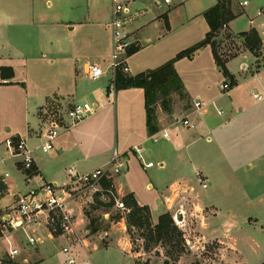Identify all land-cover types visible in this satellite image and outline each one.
I'll return each mask as SVG.
<instances>
[{"label": "rangeland", "instance_id": "rangeland-1", "mask_svg": "<svg viewBox=\"0 0 264 264\" xmlns=\"http://www.w3.org/2000/svg\"><path fill=\"white\" fill-rule=\"evenodd\" d=\"M14 1L16 4H13V10L17 12V16L22 17L20 20L23 24L19 25L22 26L20 27L21 31L10 33V44L0 45V54H3L5 58L6 56L12 57L6 60L11 63L17 76L23 77L27 81L32 92L46 93V95L50 92L52 94L55 92L74 93L75 101L94 103L97 100L101 102L97 98V94L102 93L104 88L112 87L111 75H103L93 80L86 74L84 65L87 61L91 63L99 61L103 56H107L104 57L106 60L111 58L112 42L111 28L109 27L112 11L111 0H51V4H47L46 0ZM207 1L188 0V5L181 8V12L185 16L191 11L197 10L201 5L207 4ZM232 3L236 6L237 0H231ZM237 11L240 13L241 9L237 8ZM33 12L38 15V18L41 15L45 17L46 19L43 20H47L46 24H50L49 27L42 28L41 25L30 26L27 24L32 21ZM183 14L177 19L178 21L181 20ZM128 17L129 24H131L134 15L131 13ZM258 18L262 19L263 17ZM69 23L70 25H68ZM71 23L77 24V27L75 28ZM45 28L47 31H44ZM224 29L219 31L216 37L219 52L224 54L221 55L223 58L226 57L225 55L236 54L235 48L238 46V40L232 39L230 33ZM223 31L225 32L223 33ZM56 39L62 49L68 50L71 49V45L75 46V53L81 57L77 62V73L73 70L70 72L68 66L65 65L66 61L62 58L63 56L56 53L57 47L54 48L52 44V42H56ZM14 47L21 50L23 54L16 56ZM132 47L137 46L133 43ZM43 53H45V58ZM49 57L56 58L55 63L50 64ZM236 63L237 61H234L232 64L233 69H237ZM216 70L218 72L213 71L209 79L210 92L211 96L217 97L218 102L222 105L223 113L220 115H217L216 112L210 113L211 115L200 113L201 121L205 122L203 125L211 126L210 139L207 138L208 134L204 127L193 134L194 140L186 138L183 144H180V148L175 151L172 148V143L168 141L170 138L149 141L144 144V147H147L152 154L151 157H144V161H153L155 165L150 168L144 167L138 155L130 148L137 136L134 126H139L138 102L136 101L134 104V97L118 93L116 105L111 98V103L107 107L98 110L95 115L89 116L77 127H73L75 129L72 133H76L78 130L89 137L88 141L83 144L79 155L88 156L99 152L100 155L102 154L100 158L106 159L116 149L119 153H124L125 157L126 151L123 150L128 149L127 155L130 158L127 161L122 158L125 163L118 174L119 180L136 189L143 199L148 200H152L154 196H163V193L169 189L167 185L171 179L183 170L192 169L195 165L201 166L205 170L204 172L209 175L210 180L209 187L203 189L206 190L205 192L220 200L229 199L242 215L256 213L259 210L257 206L264 205V100L253 98L251 85L242 87L240 85L232 92L229 91L230 89H221L220 83L228 81L231 86L233 84L229 77H227V81L223 80L225 77L223 72L219 69ZM124 73L130 76L134 72L129 74L128 71H124ZM174 100L177 114L173 121L189 117L186 113L192 107L191 101L182 99L178 95H174ZM51 102L49 113L42 112L47 118L63 117L65 111L72 107V104L63 105L58 97ZM26 106L21 89L0 85V142L5 139L6 127L24 124L21 115ZM0 145L3 146V143ZM39 150L42 156L49 158L55 148L48 152H43L41 148ZM76 154L78 153L76 152ZM1 156L3 155L0 154ZM188 157H191L192 160ZM62 158L63 161L69 160L66 155H63ZM161 158L165 161L164 167L160 166ZM63 161L50 164L51 168H55V178L61 184L65 181L68 182L67 169L71 166ZM98 162L93 161L90 164L91 167L98 165ZM204 172L199 173L208 179ZM33 174H36V171L29 175L32 177ZM49 179L53 182L50 177L45 181L43 177H35L29 185L39 186L43 182H49ZM148 181H151L154 187L148 188L146 186ZM95 193L93 190H85L80 194L79 200H72L67 205V210L75 216V220L81 219L84 209V212L87 211L89 217L96 219V223L100 226L97 232L91 233L90 231V235H98L94 236L89 245L84 244L86 250L77 245L71 247L72 243L76 242V238L73 237L75 232L74 234L53 233L52 235L46 232L48 238L53 242L36 247L34 250L26 248V250H22L21 256L16 261L5 260L4 264H34L39 262L44 254L53 256L51 260L56 264L70 255L77 257V264H134V257L124 252L127 250L129 240L127 234L120 228H116L112 232L113 246L95 248L99 243L101 245H105V242L110 243V235L104 236L103 239H101V235L125 215L123 209L114 206L109 209L96 208ZM125 195H118V197L122 198ZM109 200L110 196H107L104 202H109ZM105 212L109 213L108 218L104 216ZM197 218L193 204L190 202V209L186 210L184 215L182 214V223L179 224L188 244V251L183 254L186 258L185 264H217L214 262L216 243L208 241L204 248L200 246L199 236L201 233L196 230ZM87 221L88 225L85 226V229L91 230L90 219L88 218ZM89 234L87 233L85 236L87 237ZM135 236L138 239L139 252L143 253V256L139 257L138 264H146L145 258L151 255L155 256L156 253L166 255L167 250L170 249L167 245L166 247L158 245L153 246L149 251H144V240L138 234ZM63 238L67 239V243ZM64 246L70 247L71 251L68 255L62 250ZM24 257L28 261L22 262Z\"/></svg>", "mask_w": 264, "mask_h": 264}, {"label": "crops", "instance_id": "crops-1", "mask_svg": "<svg viewBox=\"0 0 264 264\" xmlns=\"http://www.w3.org/2000/svg\"><path fill=\"white\" fill-rule=\"evenodd\" d=\"M249 1V4L245 7H242L239 4V0H237V7L234 6V3L231 4L234 13H236V17L229 22L228 27L224 30L230 33L232 39L238 40V46H235V51H237L236 54L233 53V55H225V58H228L226 63L227 67L236 79V85L231 86L229 91H235V89H238L240 85L241 87L244 85H251L253 96V94L257 92L264 94V11L261 15H258V10L260 8H263L264 10V0ZM187 2L188 0H171L170 4H165L161 0H134L132 2L130 8L131 11L125 17L126 28L132 33V38L134 39V43L136 44L138 50L127 58V65L129 67L128 72L129 74L132 71L134 72L130 75H136L145 70L152 69L163 64L173 58L179 51L196 44L205 37L206 33L209 31V25L204 17V12L214 6L217 3V0H208L207 4L201 5L197 10L191 11V13L186 14L187 16H184L181 12V8H185V6L188 5ZM46 3L51 4L52 1L46 0ZM13 4H16V1L0 0V45H4L5 43L10 44V33L21 31L20 27L22 26L19 25L23 24L20 20L22 17L17 16V12L13 10ZM237 8L241 9L240 13L237 11ZM131 13L134 15V20L131 24H129L130 19L128 16ZM182 14L183 17L178 21L177 19L181 17ZM258 17L263 18L259 19ZM31 18L32 21L27 23L30 26L41 25V27L44 28V26L49 27L48 25H50L46 24L48 23L47 20H43L46 19L45 17H42L41 15V17L38 18V15L34 12ZM166 18L168 19L169 27L166 26ZM71 24H73L75 28L77 27V24ZM68 25H70V23ZM252 28H255L258 31L262 39V53L260 56H255L243 44L244 39L241 34L251 30ZM44 31H47L46 28ZM224 32L225 31H223V33ZM56 42H52L53 47H57L56 53L63 56L62 58L66 61L65 65L68 66L70 72L73 70V72L77 73V62L81 57L75 53V46L72 47L71 45V49L68 50L62 49V46L58 43L57 39ZM14 50L15 54L17 53L16 56L23 54L17 47H14ZM44 54L45 53L42 55L45 58ZM3 57L4 55L0 54V65L12 66L11 63L6 60L12 57ZM104 57L107 56L101 57V59L95 63L105 69L104 75H111L112 87L106 89L104 88L102 89V93L97 94V98L101 102L97 100L94 101L97 108L92 116L95 115L98 110L107 107L111 103V98H113L114 105H116L119 97L118 93L134 97V104L137 101L139 105V114L137 115L139 126H134L137 136L134 138V143L130 148L132 149L135 145L142 146L143 157H151V151L147 147L145 148L144 144L149 141L156 140L149 134L146 124L147 117L144 90L139 87L116 90L113 84L114 76L112 71L109 69L111 58L109 57L110 59L106 60ZM48 59L50 64H53L56 61V58L49 57ZM234 61H237V69L232 68ZM87 64L88 61L84 65L86 74ZM175 67L184 82L188 96L186 100H190L191 104L193 99L203 100L208 104L209 110L204 113L196 111L191 107L186 114L189 116L194 126L188 128L179 124L178 121H173L174 116L177 114L176 107L172 113L165 112L161 108L158 109V124L160 131L163 130L169 133L170 140L168 141L172 143L174 151L180 148V144L182 145L186 138L194 140L195 136H193V134H195L198 129H204L205 127L208 134L207 138L210 139L209 132L211 130V126L208 125L207 127L203 125L205 122L201 121L200 113L211 115L210 113L216 112L217 115H220L217 111V107L222 108V105L218 102L217 97L211 96L210 92L211 86L209 79L210 76H212L211 73L213 71L218 72L216 69L221 71L215 61L210 45H206L198 49L190 58L185 57L177 60ZM224 79L227 81L226 76L223 80ZM0 85L21 89L23 99L27 105L21 115V120L24 124L22 126L6 127L4 138L6 139L12 136L25 138L33 150L36 161V174H33L32 177L30 175L28 176L27 173L21 169L20 164L17 163V158L10 156L5 145V139L0 142V144L3 143V146L0 145V154L3 155L0 157V175L8 186V189L4 193L3 197L0 198V213L3 208L14 203L16 194L27 192L46 183L43 182L39 186H30L29 183L35 177H43L44 181L50 177L54 183H58L60 185L70 183V178L68 182L65 181L62 184L59 183L55 178V168L50 167L51 163L53 164L58 161H63V155H66L69 158V160L63 161L71 165H68V168H75L80 173H87L95 170L96 168L106 167L108 165L110 156H107L106 159H104V157L100 158L102 154L100 155L99 152H97V154L95 152L88 156L79 155L83 149V144L88 141L89 137H86L87 135L83 134L82 131L78 132L77 130L76 133H72V131L75 129L73 127H77V125L85 119L69 126L68 128H64L61 131L54 142L53 148H55V151L49 158L40 154L39 148H41V144L43 143L42 134L48 123V118L45 117L42 112L49 113L50 106L52 105L51 101L57 99V97L63 105H73L75 102H79L75 101L74 93L62 94L55 92L52 94L50 92L46 95V93L41 94L38 92H32L30 85L23 77L17 76L15 69L14 76L11 79H7L6 82H0ZM219 86L221 88V83ZM262 100H264V98ZM39 141L42 142L39 143ZM127 150H123L126 151V161L130 158L127 155ZM76 152L78 154L75 155ZM135 154L137 153L135 152ZM188 158L192 160L191 157ZM93 161H99L98 165L96 164L94 167H91L92 165L90 164ZM164 162V159L161 158V167L165 166ZM124 163L125 161L123 162V165ZM201 171L204 172L205 170L201 166L196 165L192 169H187L186 171L183 170V172L171 179L167 185L169 186V189L166 193H163V196H154L152 200L143 199L136 189H133L130 185L119 180L120 176H118V174L113 176L112 181L117 195L123 196L126 193H133L139 204L148 205L151 209L152 220L154 223L158 222L159 216L164 212H170L173 216L178 215L182 218V214L184 215V212L190 209L191 202V204H193L194 212L198 217L196 230L201 233L199 236L201 248H204L208 241L216 243L215 263L260 264L264 262V205H256L259 207V210L256 213L240 214L229 199L220 200L217 197H213L212 194L210 195L205 192L206 190H203L207 189L209 184L207 188H204L200 184L197 173ZM6 173L9 175L6 176ZM207 176L208 182H210L209 175ZM49 182L52 181L49 179ZM146 186L148 188H152L154 187V184L151 181H148ZM79 199L80 198L74 200ZM86 217L87 216L85 215L83 209L81 219H74L75 234L73 237L76 238V242L72 243L71 247L73 245H77L80 248L85 249L84 244L87 243L89 245L94 236L98 235H90L89 233L91 230L85 229V226L88 225V218ZM116 228H120L127 234L129 245L127 247L128 251L125 250L124 252L132 255L134 257V264H137L136 260H139V257L143 256V253L132 252V242L127 230L125 215L121 220H118L117 223L112 224L110 229H106L104 234L101 235V239H103L104 236L110 235V243L105 242V245H101V243H99L95 248L100 249L102 247L109 248L113 246L112 232ZM36 229L37 236L40 238V243H38L37 246L30 248V246L26 245L27 240L24 233H18V238L14 241V243L22 250H26V248L27 250H34L36 247L41 245L45 246L48 242H53L52 239L48 238V234L46 233L47 231L43 227L40 226ZM87 233L90 236L87 235L86 237L85 234ZM63 239H65L67 243V239ZM77 252L78 251H76V253ZM86 252L89 253L90 251ZM69 253H66V255ZM52 257L53 256L49 254H44L41 257V260L34 264H56L51 260ZM70 257L74 258L76 260L75 264H77V257L71 255L62 262L59 261V264H68L67 259ZM24 259H22V262L28 261L25 257ZM145 259L147 264H172V260L164 253H156L155 256L151 255ZM166 261H168V263H166ZM185 262L186 258L182 255L178 264H185Z\"/></svg>", "mask_w": 264, "mask_h": 264}, {"label": "built area", "instance_id": "built-area-1", "mask_svg": "<svg viewBox=\"0 0 264 264\" xmlns=\"http://www.w3.org/2000/svg\"><path fill=\"white\" fill-rule=\"evenodd\" d=\"M134 0H111L112 11L109 27L111 28L112 37V54L109 63V69L113 76L117 70L129 71L127 65L128 52L134 43L132 33L126 28L125 17L131 11V4ZM165 4H170L171 0H161ZM249 0H239V4L245 7L249 4ZM263 8L258 10V15L263 13ZM264 30V24H263ZM87 75L89 78L96 80L105 74V69L97 63L88 62ZM4 82L7 79H0ZM1 81V82H2ZM223 90H229L231 84L229 82L221 83ZM257 100H262L264 94L257 92L253 94ZM97 105L88 101L75 102L72 107L65 111L62 117H49L47 127L42 134L43 143L41 149L43 152H48L54 147V142L64 128H68L89 116H91ZM192 108L196 111L208 112V104L200 99L192 100ZM219 114L223 113V109L217 107ZM184 127L191 128L192 124L189 117L181 118L178 121ZM153 139L169 138L167 131L159 130L151 135ZM5 145L10 156L17 158V163L21 169L27 173L36 171V161L33 150L29 146L27 140L20 136H12L5 139ZM132 150L138 154L144 167L150 168L155 165L153 161H144L142 155L143 147L139 145L133 146ZM124 153H119L116 149L112 152L108 165L106 167L96 168L87 173H80L75 168H68L67 173L70 178V183L60 185L54 182H46L37 188L27 192L18 193L15 195L14 203L3 208L0 213V264H4L5 260L16 261L22 254V249L17 246L14 241L18 238V233L26 235V245L35 247L40 243V238L37 236V227H43L50 235L58 234H74V219L75 216L67 210V205L70 201L80 197V194L85 190H93L102 192L100 199L104 202L106 197L113 194L112 190L104 191L101 180L103 178L112 179L113 176L121 172L123 165ZM9 174L6 173V176ZM200 184L208 187V179L197 173ZM80 187V188H78ZM114 207L126 210V206L122 198L114 195ZM110 201V200H109ZM104 216L109 217V213L105 212ZM176 224L179 226L182 223V218L178 215L173 216ZM180 227V226H179ZM70 247H63L64 253H69ZM25 260V259H24ZM68 264H75L76 260L72 257L67 259ZM212 264V263H208ZM264 264V262L260 263Z\"/></svg>", "mask_w": 264, "mask_h": 264}, {"label": "trees", "instance_id": "trees-1", "mask_svg": "<svg viewBox=\"0 0 264 264\" xmlns=\"http://www.w3.org/2000/svg\"><path fill=\"white\" fill-rule=\"evenodd\" d=\"M204 17L209 25V31L196 44L179 51L173 58L155 68L130 76L119 69L115 74L113 84L116 90L130 87H139L144 90L146 124L150 135L160 130L158 124L159 108L165 112L172 113L176 104L174 95H178L182 99L188 98L184 82L175 67L177 60L185 57L190 58L198 49L210 45L218 67L226 77L231 79L232 84L236 85V79L226 64L228 58L221 56L216 40L219 31L227 28L229 22L236 17V13L231 7V0H217L214 6L204 12ZM165 22L166 26L169 27L167 18ZM241 36L244 39V46L255 56H260L262 53V39L258 31L252 28L247 32H243ZM137 50V47L130 48L128 55L134 54ZM13 76L14 69L12 66L0 65V79H11ZM101 185L104 191L110 189L114 195H117L112 179L103 178ZM7 189L8 186L0 175V198L3 197ZM101 193H95L94 202L97 204L96 208H111L115 203L113 194H109V202H103L99 199ZM122 200L126 206L125 218L133 246L132 251H140V248L137 247L138 239L135 236V234H138L144 240V251H149L153 246L161 245L166 247L167 245L170 248L166 252L167 257L172 259V264H178L180 257L188 251V244L183 230L176 224L173 215L170 212H164L159 216L158 222L154 223L150 207L139 204L133 193L126 194L122 197ZM85 213L90 219L91 233L97 232L100 229L99 224L96 223L97 220L89 217L87 211ZM136 263L138 264V260H136Z\"/></svg>", "mask_w": 264, "mask_h": 264}, {"label": "water", "instance_id": "water-1", "mask_svg": "<svg viewBox=\"0 0 264 264\" xmlns=\"http://www.w3.org/2000/svg\"><path fill=\"white\" fill-rule=\"evenodd\" d=\"M166 263H168V261H166Z\"/></svg>", "mask_w": 264, "mask_h": 264}]
</instances>
